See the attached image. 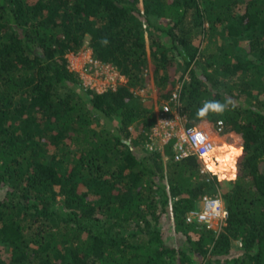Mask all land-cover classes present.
Wrapping results in <instances>:
<instances>
[{
  "label": "trees",
  "instance_id": "obj_1",
  "mask_svg": "<svg viewBox=\"0 0 264 264\" xmlns=\"http://www.w3.org/2000/svg\"><path fill=\"white\" fill-rule=\"evenodd\" d=\"M86 38L124 84L97 92L69 68ZM146 84L161 100L180 84L188 126L241 136L220 229L185 222L221 185L198 158L145 148ZM0 243V264H264V0H0Z\"/></svg>",
  "mask_w": 264,
  "mask_h": 264
},
{
  "label": "built area",
  "instance_id": "obj_2",
  "mask_svg": "<svg viewBox=\"0 0 264 264\" xmlns=\"http://www.w3.org/2000/svg\"><path fill=\"white\" fill-rule=\"evenodd\" d=\"M89 61L90 65L94 67L110 69L114 73L113 78L120 79L121 75L114 67L93 60L92 57ZM84 85L93 88L90 84L84 83ZM111 85L113 87V84H109L103 90L93 89L103 92L109 87L112 88ZM179 94L180 84L175 86L167 98L161 100L156 111L157 120L147 132L145 148L148 151H156L171 142L175 159L195 156L201 164L200 173L209 175L208 177L214 176L217 181L234 180L237 174V159L242 153L241 136L234 132H224L221 120L212 123L209 131L202 128L200 124L188 126L187 117L182 112ZM224 145H226V152L236 153L233 163L234 176L231 179H224L221 170L217 168L219 160L216 155V147L222 148ZM227 216L228 212L222 197L206 194L200 197L196 201L195 207L186 213L185 222L220 229L225 224Z\"/></svg>",
  "mask_w": 264,
  "mask_h": 264
},
{
  "label": "rangeland",
  "instance_id": "obj_3",
  "mask_svg": "<svg viewBox=\"0 0 264 264\" xmlns=\"http://www.w3.org/2000/svg\"><path fill=\"white\" fill-rule=\"evenodd\" d=\"M216 38H217L216 40L218 43L222 44L224 42L223 38L221 37H216ZM195 40L198 42L199 38H196ZM248 41L249 40L246 38L240 39L237 45L241 46L243 50L247 52L249 48ZM203 43H205V41L201 42L200 45L202 46ZM251 56H252L251 54L244 55V57H248V58ZM67 58L69 61V68L79 73L80 77L83 80V84L84 83L90 84L93 86L94 89L98 88L99 90H103V88H105L109 84H113V87L112 85L111 87L114 89V85L116 88L117 86L122 85L127 81L126 78L122 74H120L117 70L116 71L118 72V74L121 75L120 79L118 77L113 78L114 73L110 71V69H104L102 67H94L90 65L89 60L91 58V49L88 46V38L85 39L84 44L82 45L81 49L78 52L69 53L67 55ZM131 91L133 92V96L139 102L154 101V105H155L154 108L157 111L159 104L161 102V99L158 98L157 89L154 86H152L151 84H146L145 87L138 88V89H131ZM113 120L115 121V123H118V120L116 118H113ZM195 124L197 125L200 124L202 128L208 131L212 127V123L207 120H201ZM93 125L96 129H99L103 126V121L97 120L93 123ZM223 148L226 149V147H223ZM218 182H220L221 185L218 189L215 190L213 194L219 195L223 199L222 194L226 192L227 189H229V183H228V180H222ZM160 229L161 231L164 232V236L167 241H171V243L173 244L181 242V238L174 233V230L172 227V218H171L170 213H166L162 216L160 220ZM213 229H216V228L213 227ZM6 252H7L6 247L4 246V244L0 243V257L2 259L6 257ZM239 252H240V243L238 241H235L229 257L237 255Z\"/></svg>",
  "mask_w": 264,
  "mask_h": 264
},
{
  "label": "bare ground",
  "instance_id": "obj_4",
  "mask_svg": "<svg viewBox=\"0 0 264 264\" xmlns=\"http://www.w3.org/2000/svg\"><path fill=\"white\" fill-rule=\"evenodd\" d=\"M224 147H226V145H224ZM216 149H217L216 155L219 160V164L217 165V168L221 170L224 179H231L234 176L233 163L236 158L235 156L236 153L235 152L230 153L228 159L225 157L227 154L226 149H224L223 147L222 148L216 147ZM224 158H226V160H224Z\"/></svg>",
  "mask_w": 264,
  "mask_h": 264
},
{
  "label": "clouds",
  "instance_id": "obj_5",
  "mask_svg": "<svg viewBox=\"0 0 264 264\" xmlns=\"http://www.w3.org/2000/svg\"><path fill=\"white\" fill-rule=\"evenodd\" d=\"M224 105L220 104L219 102H205L202 109L199 110L198 115L199 116H205L209 110H212L214 112H221L223 110Z\"/></svg>",
  "mask_w": 264,
  "mask_h": 264
}]
</instances>
